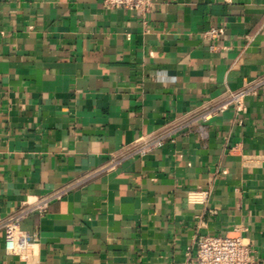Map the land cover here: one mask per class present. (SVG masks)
<instances>
[{"label":"crops","instance_id":"1","mask_svg":"<svg viewBox=\"0 0 264 264\" xmlns=\"http://www.w3.org/2000/svg\"><path fill=\"white\" fill-rule=\"evenodd\" d=\"M263 73L264 0H152L143 15L0 0V264H193L198 234L243 237L264 264V96L226 109L204 138L109 165ZM61 189L20 223L25 254H8L2 221Z\"/></svg>","mask_w":264,"mask_h":264},{"label":"built area","instance_id":"2","mask_svg":"<svg viewBox=\"0 0 264 264\" xmlns=\"http://www.w3.org/2000/svg\"><path fill=\"white\" fill-rule=\"evenodd\" d=\"M104 8L124 9L143 15L148 12L152 0H101ZM221 34L219 28L211 27L203 32L207 39L215 41ZM211 48L216 46L211 45ZM264 96V73L254 76L250 82L239 90L227 89L217 98L210 99L193 108L181 117L173 119L152 133L140 136L124 146L113 156L109 165L119 164L125 158L144 157L162 147L166 142H174L177 135L198 133L206 136L207 125L222 112L232 107L236 113L243 110L248 97ZM57 190L51 194L31 200H25L13 214L2 221L4 249L8 254L24 255L32 236L20 228V223L36 212L43 214L48 203L64 194ZM251 246L243 237H226L221 235L198 234L194 241L193 264H251Z\"/></svg>","mask_w":264,"mask_h":264}]
</instances>
